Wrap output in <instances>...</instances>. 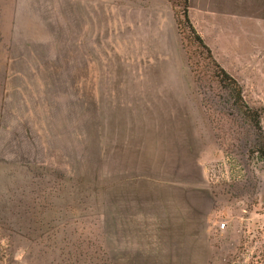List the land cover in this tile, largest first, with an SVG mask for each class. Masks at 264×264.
Instances as JSON below:
<instances>
[{"label": "rangeland", "instance_id": "374dc122", "mask_svg": "<svg viewBox=\"0 0 264 264\" xmlns=\"http://www.w3.org/2000/svg\"><path fill=\"white\" fill-rule=\"evenodd\" d=\"M185 12L264 129V0H0V264L264 251V161Z\"/></svg>", "mask_w": 264, "mask_h": 264}, {"label": "trees", "instance_id": "16d2710c", "mask_svg": "<svg viewBox=\"0 0 264 264\" xmlns=\"http://www.w3.org/2000/svg\"><path fill=\"white\" fill-rule=\"evenodd\" d=\"M184 17L194 35L193 37H195L199 45L215 62L218 68V81L222 89L229 92L230 99H232L233 103L235 104L237 111L240 113L244 123H246V125L255 134L252 140L243 141L242 145L246 149V153L255 159L257 158V160L264 161V129L261 122L262 111L259 108L250 106L245 101L243 90L239 82L212 57L211 50L191 24L187 12L184 13ZM252 260V264H264V251L255 254Z\"/></svg>", "mask_w": 264, "mask_h": 264}, {"label": "built area", "instance_id": "2783aa9c", "mask_svg": "<svg viewBox=\"0 0 264 264\" xmlns=\"http://www.w3.org/2000/svg\"><path fill=\"white\" fill-rule=\"evenodd\" d=\"M224 225H225V224L223 223V224H222V227H224Z\"/></svg>", "mask_w": 264, "mask_h": 264}]
</instances>
